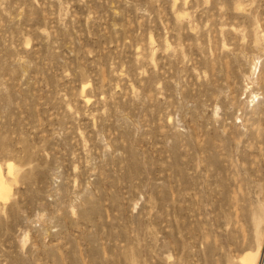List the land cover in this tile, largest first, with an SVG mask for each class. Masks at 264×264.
<instances>
[{
	"label": "rangeland",
	"instance_id": "374dc122",
	"mask_svg": "<svg viewBox=\"0 0 264 264\" xmlns=\"http://www.w3.org/2000/svg\"><path fill=\"white\" fill-rule=\"evenodd\" d=\"M0 172V264H264V0H0Z\"/></svg>",
	"mask_w": 264,
	"mask_h": 264
},
{
	"label": "bare ground",
	"instance_id": "6f19581e",
	"mask_svg": "<svg viewBox=\"0 0 264 264\" xmlns=\"http://www.w3.org/2000/svg\"><path fill=\"white\" fill-rule=\"evenodd\" d=\"M1 176H2V175H1V172H0V191H1V186H2V183H3V181L1 180ZM250 257H251V256H250ZM246 259H247V260H246ZM253 259H254L253 257H251V258H249V257H248V258H245V257H244L243 260H245L246 262H249L248 264H252Z\"/></svg>",
	"mask_w": 264,
	"mask_h": 264
}]
</instances>
